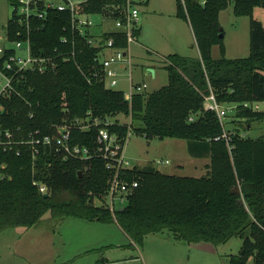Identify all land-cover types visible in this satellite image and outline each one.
Returning <instances> with one entry per match:
<instances>
[{"label":"trees","instance_id":"16d2710c","mask_svg":"<svg viewBox=\"0 0 264 264\" xmlns=\"http://www.w3.org/2000/svg\"><path fill=\"white\" fill-rule=\"evenodd\" d=\"M123 1L89 0L84 9L101 12ZM232 1L235 14L251 19L250 54L243 58H227L224 36H220V13ZM10 2L17 5V0ZM257 6L264 7V0H206L205 4L187 0L185 10L177 0V15L190 22L200 57L169 54V61L162 60L169 71L168 84L151 93L135 94L131 101L123 90L109 88L93 75L100 47L75 37L76 57L64 60L61 53L73 49L69 10L49 8L42 18L32 17L33 52L55 55L57 68L21 73V82H15L21 95L0 97L5 126L49 132L53 124H70V142L93 150L98 147L99 128L94 119L114 118L108 128L124 142L130 132L147 139L184 138L191 155L210 157V164L201 177L133 166L127 178H139L140 185L129 194L127 203L113 212L102 202L111 172L101 157L53 159L49 164L46 154L34 160L28 146L19 153L1 151L0 232L46 220L60 223L69 217L117 221L136 242L147 234L166 231L187 242L221 243L240 236L241 250L233 255L232 264H247L250 258L253 264H264V135L253 138L244 133L253 119H264V24L254 16ZM113 15L118 16L119 10ZM25 28L13 12L7 24L10 40L17 39V31ZM64 35L69 43L61 41ZM111 36L115 46L127 45L121 32H104V37ZM215 44L221 47L220 58L212 56ZM11 52L7 50L0 58V66ZM211 91L220 103L235 109L233 126H225L215 111L205 107V95ZM254 101L262 103L260 109L243 105ZM120 113L131 116L130 123L120 122L115 116ZM77 118L94 124L83 130L79 126L84 122L73 123ZM224 132L229 133V142L225 137L215 139ZM35 181L46 183L50 195L44 196ZM237 187L240 192H233Z\"/></svg>","mask_w":264,"mask_h":264},{"label":"rangeland","instance_id":"374dc122","mask_svg":"<svg viewBox=\"0 0 264 264\" xmlns=\"http://www.w3.org/2000/svg\"><path fill=\"white\" fill-rule=\"evenodd\" d=\"M53 1L58 4L63 0ZM22 9H26V5L17 6L10 0H0V43L7 47L15 46L13 40H8L9 36L7 39L8 21L13 12ZM28 9L31 13L36 11L31 7ZM140 9L137 24L142 32L139 39L130 44L129 50L133 55L134 82L147 83L144 90L147 94L168 84L169 71L163 67L162 60H166L169 54L196 57L199 52L190 22L177 15V0H150ZM254 16L264 24V7H255ZM83 17L95 24L91 28L94 34L119 30L112 18L100 14ZM219 19L226 57H247L250 54V17L235 14L232 1L221 11ZM142 43L158 53L157 77L146 73V65L150 60L153 62L152 55H156H151ZM212 56H222L219 44L213 46ZM0 81L5 83L1 75ZM113 88L128 92L130 84L122 78ZM228 106L222 107L226 111L225 126H233L235 109ZM115 116L120 122L130 123L131 116L121 113ZM249 123L244 130L247 136L258 138L264 135V119H253ZM124 153L131 165L139 168L152 166L163 173L194 177H201L208 171V167L203 168V159L191 155L189 142L184 138L147 139L130 132ZM115 204L117 208L122 207L118 200ZM50 216L48 212L47 217ZM242 242L240 236H232L221 243L187 242L167 231L147 234L142 241L136 242L117 221L69 217L60 223L46 220L29 228L11 227L0 232V264H232L233 255L241 250ZM247 264H253V260L250 258Z\"/></svg>","mask_w":264,"mask_h":264},{"label":"built area","instance_id":"2783aa9c","mask_svg":"<svg viewBox=\"0 0 264 264\" xmlns=\"http://www.w3.org/2000/svg\"><path fill=\"white\" fill-rule=\"evenodd\" d=\"M89 0H63L56 4L53 0H17L18 5H26V9L21 12L16 10L17 20L20 24H25V30L17 31V39L13 40L15 46L7 47L0 43V58L3 57L7 50L12 52L4 58L0 66V75L5 79V83L0 81V97L11 99L13 95H21L15 82L21 79L24 75L21 73L24 70L38 71L46 73L54 71L57 68V61L55 55H37L33 52L32 47V29L31 18L36 16L42 18L49 8L66 11L71 13L70 31L73 35L71 42L72 50L68 53H61L65 61H70L72 56L76 57L75 37H83L90 45L100 47L101 50L95 57V62L98 66L91 69L94 76H99L105 85L109 88L116 86L122 75L128 76L130 90L125 93V98L129 101L138 93H144L147 88V83L134 82L132 78L133 71V55L129 47L132 42L138 40L139 26L138 21L140 17V6L147 0H124L122 4L105 7L101 12L91 13L84 9V4ZM184 9L187 10V0H180ZM202 4L206 0H201ZM28 7L35 9V13L29 12ZM119 10V15L113 14ZM86 14H100L104 18H112L119 28V32L125 35L127 45L115 46V37H104V32L101 34H94L91 28L95 25L92 20L84 18ZM112 32V31H105ZM7 32V39H8ZM10 40V39H8ZM61 41L69 43V37L64 35ZM22 52V53H21ZM165 60V59H164ZM166 61L169 59L166 58ZM124 73H123V72ZM260 101L245 102V107H253L255 109L261 108ZM224 105L220 103L213 91L205 95V107L217 113L220 121L224 123L226 111L222 108ZM229 108H232L228 106ZM4 105L0 102V152L13 150L19 153L23 146H28L32 151L33 159L36 160L40 155L46 154L47 161L50 164L53 159L68 160L70 157L87 159L91 157H101L105 160L106 168L110 170L111 177L109 180V188L107 194L104 196L102 202L110 208L113 212L118 209L115 201L118 200L121 206H124L129 194L140 185V179L127 178L128 170L133 168L130 161L126 159L124 153V146L126 141H122L116 132H111L108 128L109 124L114 123L112 118L102 120L95 118V125H99L97 131L98 147L91 150L89 147L81 144H72L70 138L72 136V125L65 123L53 124L49 132H44L40 128H32L26 130L23 126L16 128L4 125L1 122L3 117ZM30 116H34V112ZM193 119V117L191 118ZM84 122L77 118L74 124L78 125ZM93 122L83 123L79 127L81 129L89 128ZM94 124V123H93ZM225 137L228 142L230 135L224 132L222 135L216 136L215 139ZM127 139V138H126ZM166 162H169L166 160ZM39 186V191L43 194L50 192L49 186L42 181H35ZM100 200V199H99ZM107 200V201H106Z\"/></svg>","mask_w":264,"mask_h":264},{"label":"crops","instance_id":"0c3cea01","mask_svg":"<svg viewBox=\"0 0 264 264\" xmlns=\"http://www.w3.org/2000/svg\"><path fill=\"white\" fill-rule=\"evenodd\" d=\"M150 3V0H147L145 3H143V4H141L142 6L144 5V4H146V5H148ZM142 6H140V8L142 7ZM191 25V24H190ZM192 27V26H191ZM192 30H193V28H192ZM141 32H142V29L139 27V34H138V36L141 34ZM193 33H194V31H193ZM194 37H195V34H194ZM138 39H139V37H138ZM195 41H196V38H195ZM143 44V43H142ZM196 46H197V49H198V52H199V54H198V56H196V57H200V50H199V48H198V45H197V42H196ZM143 47H145V49H148L151 53V55L152 54H154V55H156V57L155 56H153L152 55V58H153V62L150 60V62H148V64L146 65V73L147 74H150V75H152L153 77H157V69L158 68H156L158 65L160 66V60H157V59H159V57H158V53L157 54H155L150 48H148V47H146V45H144L143 44ZM183 55V54H182ZM164 57H166V56H164ZM167 58V57H166ZM150 68H154V72H151L149 69ZM133 72H134V67H133V71H132V78L134 77L133 76ZM122 78H124V80H128V76L126 75V74H124V77H122ZM121 78V79H122ZM134 80V79H133ZM135 81V80H134ZM137 82H139V81H137ZM141 83V82H140ZM194 157V156H193ZM196 158H201V159H203L204 160V162H203V168H205V170H206V168L208 167V164L210 163V157H196ZM207 160V161H206ZM208 170V169H207ZM206 172V171H205ZM207 173V172H206Z\"/></svg>","mask_w":264,"mask_h":264},{"label":"water","instance_id":"95a60500","mask_svg":"<svg viewBox=\"0 0 264 264\" xmlns=\"http://www.w3.org/2000/svg\"><path fill=\"white\" fill-rule=\"evenodd\" d=\"M220 36L222 37V36H223V33H220ZM149 70H150L151 72H154V68H150ZM79 173H80V175L83 174L82 171H80ZM233 192H237V193H239V192H240V188H239V187L235 188V189L233 190ZM43 195H44V196H49L50 194H49V192H45V193H43Z\"/></svg>","mask_w":264,"mask_h":264}]
</instances>
